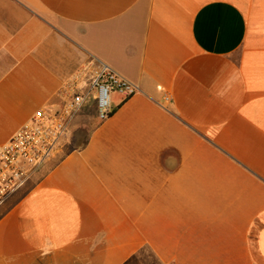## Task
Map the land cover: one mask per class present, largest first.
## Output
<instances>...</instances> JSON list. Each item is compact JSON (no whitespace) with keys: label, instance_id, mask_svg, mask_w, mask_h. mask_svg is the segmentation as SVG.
<instances>
[{"label":"crops","instance_id":"crops-1","mask_svg":"<svg viewBox=\"0 0 264 264\" xmlns=\"http://www.w3.org/2000/svg\"><path fill=\"white\" fill-rule=\"evenodd\" d=\"M91 63L139 92L0 208V264H264V0H0V143Z\"/></svg>","mask_w":264,"mask_h":264},{"label":"built area","instance_id":"built-area-1","mask_svg":"<svg viewBox=\"0 0 264 264\" xmlns=\"http://www.w3.org/2000/svg\"><path fill=\"white\" fill-rule=\"evenodd\" d=\"M139 92L136 85L100 63L87 64L62 91L63 106L41 109L7 143H0V208L6 206L39 171L63 156L71 145L72 127L79 113L94 104L101 122L113 114L112 94L125 100ZM164 100L169 103L170 96Z\"/></svg>","mask_w":264,"mask_h":264},{"label":"rangeland","instance_id":"rangeland-1","mask_svg":"<svg viewBox=\"0 0 264 264\" xmlns=\"http://www.w3.org/2000/svg\"><path fill=\"white\" fill-rule=\"evenodd\" d=\"M87 108V107H86ZM84 108V109H86ZM68 148V147H67ZM67 150V149H66ZM14 195L11 200H13ZM132 264H161L160 261L156 257H154L150 252L144 250L136 259L133 261Z\"/></svg>","mask_w":264,"mask_h":264},{"label":"trees","instance_id":"trees-1","mask_svg":"<svg viewBox=\"0 0 264 264\" xmlns=\"http://www.w3.org/2000/svg\"><path fill=\"white\" fill-rule=\"evenodd\" d=\"M70 148H73V143H72V139H71V145H70Z\"/></svg>","mask_w":264,"mask_h":264}]
</instances>
